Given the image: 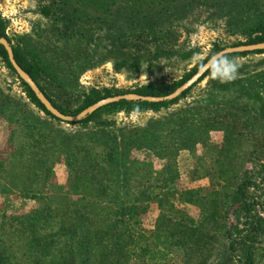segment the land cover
I'll return each instance as SVG.
<instances>
[{
  "label": "rangeland",
  "instance_id": "1",
  "mask_svg": "<svg viewBox=\"0 0 264 264\" xmlns=\"http://www.w3.org/2000/svg\"><path fill=\"white\" fill-rule=\"evenodd\" d=\"M47 5L52 15L41 13ZM0 13L13 44L54 72V83L45 84L52 96L76 106L92 89L170 86L216 45L250 40L253 21H264V0H0ZM233 61L234 79L217 78L232 71L222 63L169 106L80 123L46 114L0 56V246L7 264H79L75 239L59 234L78 220L80 231L87 224L107 229L97 242L98 264H145L138 247L128 246L130 226L139 245L154 246L158 222L180 214L204 229L205 241L163 242V264H242L243 240L253 234L249 216L264 219V53ZM245 180L249 216L236 195ZM138 195H147L146 210L120 223L112 242L110 199L120 205ZM30 219L40 221L24 223ZM35 228L36 235L55 234L48 255L32 247ZM257 238L255 264H264V231Z\"/></svg>",
  "mask_w": 264,
  "mask_h": 264
},
{
  "label": "trees",
  "instance_id": "2",
  "mask_svg": "<svg viewBox=\"0 0 264 264\" xmlns=\"http://www.w3.org/2000/svg\"><path fill=\"white\" fill-rule=\"evenodd\" d=\"M242 5H244L242 3ZM245 6V5H244ZM52 9L51 6H41L40 11L43 15L49 16L52 15ZM147 17H152L154 15L146 14ZM7 26L8 21L2 16L0 13V37H6L10 43L13 45V49L15 52V57L17 61L20 63V65L25 69L27 73H29L34 80L38 83L42 91L48 96V98L54 103L56 107H58L61 111L67 114H77L81 112L86 107L94 104L95 102L106 98L110 96H115L119 94H134V95H145V96H165L167 94L172 93L174 90H176L179 86H181L183 83H185L189 78H191L209 59L206 58L204 60L199 61L188 73H186L182 78L174 82L168 87H161L155 84H143L135 86L134 88L130 89H123L114 91L111 88H104L103 90L98 89H92L91 91L82 94L81 99L79 98V101L77 102L76 106L72 104V102H62L58 99H55L52 94L48 91L47 86L52 85L54 83V79L56 78L51 73L48 72L47 69L43 64H41L39 61L32 59L28 56L27 52L21 47L13 44L11 38L9 37L7 33ZM252 33L254 36H251L250 40L247 42H240L236 45L245 44V43H256V42H262L264 41V21L262 19L253 21L252 24ZM134 41H136L137 37H132ZM136 47L140 49L141 44H137V42L134 44ZM224 49L223 47L216 45L211 55L216 54L220 50ZM252 53H264V50H258L253 52H241V53H230L225 55L223 58H221L214 66L199 80L198 83L203 81L207 75H209L217 66L221 65L222 63H228L230 60H235L238 57L246 56L248 54ZM0 56L5 61L7 67H9L16 75V71L11 64L7 50L5 47L0 44ZM54 73V72H53ZM19 77V76H18ZM21 83L25 87L26 92L28 93V96L31 98V100L40 107L46 114L52 116L53 118H56L53 116L46 107L41 103V101L37 98L34 91L30 88V86L25 83L22 79ZM51 83V84H49ZM195 84L194 86H196ZM192 86L188 90H186L182 95H180L178 98L174 100H164L161 102H151L146 101L142 99H122L118 102L111 103L109 105H106L97 111H95L93 114L88 115L86 118L80 121V123H87L93 120H98L100 117H102L104 112L108 113H114V112H143L148 110H159L163 107L169 106L173 103H176L179 99L185 97L190 90L194 87ZM57 93V92H56ZM58 119V118H56ZM142 147V146H141ZM121 154L124 156L125 153L121 152ZM117 153H115V157H117ZM88 162V161H87ZM122 161L119 163H116V167L118 168L121 166ZM92 165V164H91ZM89 165V166H91ZM87 166V168H89ZM121 168V167H120ZM119 168V169H120ZM50 170L46 171V177L49 176ZM248 189L246 180L241 182L236 190V195H238L237 200H239V194L242 195V203H244V210L246 211L247 216H249L251 212L250 204L244 202L246 199L245 191ZM147 195L145 197H141V195H138L134 198H130L127 201H123L120 205L115 202L114 198H111V202L115 203V210L112 213L113 221V227L110 229V225L108 226L109 233H111L110 240L112 242L118 241V238L120 237L117 232V228L120 225V223L125 222L126 220H132L137 219L140 213L144 212L146 210V202H147ZM85 212L83 211H77L78 218L85 217ZM248 233L253 231V234H248L246 238L243 240L242 244V253L240 254V261L242 264H255L254 260V254H253V245L257 242V237L260 235L262 231H264V219L262 216L258 215L257 213L255 215L249 216ZM164 219H167L168 222L165 223L163 221ZM164 219L160 220L157 224V229L154 234V238L156 240V244L154 246L150 245H139L132 235L131 231L133 230L132 226H130L129 230V236L130 240L128 242V246L136 245L139 249V257L145 259L147 262L145 264H163L168 254L165 252L163 248L160 247V244L163 242H170L173 245H180L183 247H186L189 244H197L199 243L200 239H204V232L202 228L198 227L195 223V220L186 215V214H180L179 216H164ZM251 219V220H250ZM40 220H26L24 223L29 224V226H36ZM82 224L81 220H78L75 224H69L67 226H62L60 228L61 235H68L71 240L75 239V243L73 245L74 249L78 251L79 255L81 256V261L79 264H98V260L94 256L101 255V251L97 252V242L99 239H102V233H107L106 228L97 227L95 230H92L91 227H88V224L86 226L82 227V231H80V227ZM103 226V224H101ZM116 230V233H115ZM80 237H77L79 235ZM58 235V232L56 233ZM53 235H36V228L34 229V233L32 236L31 244L35 252H41L43 254H49L50 249L52 248V243L55 242L53 239ZM77 237V238H76ZM109 237V236H108ZM205 241V239H204ZM250 243V244H249ZM115 247V246H114ZM73 250V249H71ZM100 257V256H99ZM8 258L6 256L5 250L0 246V264H7ZM226 264V262L224 263Z\"/></svg>",
  "mask_w": 264,
  "mask_h": 264
},
{
  "label": "water",
  "instance_id": "3",
  "mask_svg": "<svg viewBox=\"0 0 264 264\" xmlns=\"http://www.w3.org/2000/svg\"><path fill=\"white\" fill-rule=\"evenodd\" d=\"M0 44H2L7 50L9 60L13 65L19 78L30 86V88L34 91L35 95L37 96V98L41 101V103L53 116L65 122H80L88 115L93 114L98 109L106 105H109L111 103L118 102L122 99H142L151 102L174 100L178 98L180 95H182L186 90L197 84L199 80L214 66V64H216V62H218L225 55L230 53L253 52L258 50L261 51L264 50V41L230 46L212 55L191 78H189L185 83H183L181 86H179L176 90H174L170 94H167L165 96L119 94V95L103 98L95 102L94 104L86 107L77 114H67L54 105V103L42 91V89L40 88L38 83L34 80V78L29 73H27L25 69L20 65V63L17 61L15 57V52L12 43H10V41L6 37H0Z\"/></svg>",
  "mask_w": 264,
  "mask_h": 264
},
{
  "label": "clouds",
  "instance_id": "4",
  "mask_svg": "<svg viewBox=\"0 0 264 264\" xmlns=\"http://www.w3.org/2000/svg\"><path fill=\"white\" fill-rule=\"evenodd\" d=\"M228 63L232 65L231 73L227 77H221L218 74V76H217L218 79L227 80V79H234L235 78L237 65H236L235 61H232V60L228 61Z\"/></svg>",
  "mask_w": 264,
  "mask_h": 264
}]
</instances>
